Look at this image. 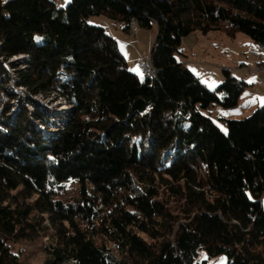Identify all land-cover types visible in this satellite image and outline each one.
Instances as JSON below:
<instances>
[{
	"label": "trees",
	"instance_id": "16d2710c",
	"mask_svg": "<svg viewBox=\"0 0 264 264\" xmlns=\"http://www.w3.org/2000/svg\"><path fill=\"white\" fill-rule=\"evenodd\" d=\"M59 3L0 0V264L40 236L43 264H206L200 251L264 264V106L221 131L199 108L234 107L248 84L224 69L208 89L174 56L197 30L241 31L264 51V0ZM99 14L155 23L153 79L87 21ZM9 82L72 105L63 128L43 131L52 122L28 97L11 109ZM68 181L78 194L63 200Z\"/></svg>",
	"mask_w": 264,
	"mask_h": 264
},
{
	"label": "rangeland",
	"instance_id": "374dc122",
	"mask_svg": "<svg viewBox=\"0 0 264 264\" xmlns=\"http://www.w3.org/2000/svg\"><path fill=\"white\" fill-rule=\"evenodd\" d=\"M60 1L61 6L64 7L70 0ZM87 21L92 25L105 27V31L116 40L128 69L132 72L133 69H138L134 73L139 78H143V73L137 66L139 62L137 55L143 50L147 54L150 52L157 32L155 23H152L151 26L140 24L138 25V31L134 32L133 29L137 26L125 29L122 24L115 23L114 20L103 14L91 15ZM40 38L39 34L35 35V41L38 42ZM184 38L185 41L182 44L180 43L179 50L174 56L179 63L182 61V67L192 70V73L208 89H214L223 80L224 69L229 70L232 76L239 79H242V75H240L242 72L239 70L241 65H244L241 68L245 70V76L256 72H264V70L254 69L256 66L254 53L259 52V48L244 32L236 31L233 35H230L225 29L210 30L206 33L197 30L189 33ZM27 58L19 55L12 57L9 61L15 63L19 68H23ZM3 65L10 76L15 77L14 69L7 63H3ZM249 70L253 72L249 73ZM253 76L244 79L248 86L244 90L238 105L224 108L218 104H213L207 108H199L200 112L209 117L221 131H226L223 119H241L249 116L255 109V107L250 106V103L256 97V89L251 87L249 82ZM8 87L12 88L17 95L11 101V109L17 108L18 104L24 102L25 97H28L33 104L24 102V105L30 112L38 108L49 116L52 125L41 127L45 132L53 133L56 130H61L63 122L70 117L72 105L67 104L61 97H54L53 94L30 96L24 89L15 87L11 82L8 83ZM34 123L36 125L40 124L39 121H34ZM77 187V183L72 181L64 183L63 189L59 191V197L68 200L70 197L77 196ZM48 242V237L40 236L30 241L12 242L11 249L18 254L20 264H43L46 257L44 246ZM197 259L199 261L204 260L206 264H226L224 255L208 257L204 251L198 253Z\"/></svg>",
	"mask_w": 264,
	"mask_h": 264
},
{
	"label": "crops",
	"instance_id": "0c3cea01",
	"mask_svg": "<svg viewBox=\"0 0 264 264\" xmlns=\"http://www.w3.org/2000/svg\"><path fill=\"white\" fill-rule=\"evenodd\" d=\"M59 5L61 6V3H59ZM115 23H119V22L115 21ZM119 24H121V23H119ZM103 28H105V27H103ZM133 30H134V32H137L138 31V26L135 27ZM184 39H185L184 37L181 39V44L185 41ZM142 54H144V50L139 55H137L138 61L141 60L140 57L142 56ZM180 64H182V61H180ZM137 66H138V63H137ZM241 66H244V65H241ZM241 66H240L239 70L242 72L240 75L243 76L245 74V70H243L241 68ZM187 69H189V68H187ZM190 71L193 72L192 70H190ZM248 76H253L251 78V80H250L251 81L250 82V86L256 89V97H255L254 101L252 103H250L251 104L250 106H253L255 108L257 106H262V105L264 106V99H262V98H264V72H256V73H253V74H248V75L245 76L244 79H246ZM243 93H244V91H243ZM243 93L240 95V97L238 99V103L240 101V98L243 96ZM238 103H237V105H238Z\"/></svg>",
	"mask_w": 264,
	"mask_h": 264
},
{
	"label": "built area",
	"instance_id": "2783aa9c",
	"mask_svg": "<svg viewBox=\"0 0 264 264\" xmlns=\"http://www.w3.org/2000/svg\"><path fill=\"white\" fill-rule=\"evenodd\" d=\"M55 2H59L60 0H54ZM136 26L135 22H132L131 27L134 28ZM255 55V60H256V66L255 70H264V51L259 50V52L254 53ZM138 67L139 69L144 72V71H151V78L153 79L156 75V69L153 66L152 60H151V54L150 52L144 53L142 56V59L138 62ZM253 71L249 70V73H252ZM245 78V75L242 76V79Z\"/></svg>",
	"mask_w": 264,
	"mask_h": 264
},
{
	"label": "bare ground",
	"instance_id": "6f19581e",
	"mask_svg": "<svg viewBox=\"0 0 264 264\" xmlns=\"http://www.w3.org/2000/svg\"><path fill=\"white\" fill-rule=\"evenodd\" d=\"M58 3V2H57ZM144 75L151 77V71H144L142 72ZM144 77V76H143Z\"/></svg>",
	"mask_w": 264,
	"mask_h": 264
},
{
	"label": "snow or ice",
	"instance_id": "6c2138e0",
	"mask_svg": "<svg viewBox=\"0 0 264 264\" xmlns=\"http://www.w3.org/2000/svg\"><path fill=\"white\" fill-rule=\"evenodd\" d=\"M134 71H138V69H134ZM249 82H251V81H249ZM262 99H264V98H262Z\"/></svg>",
	"mask_w": 264,
	"mask_h": 264
}]
</instances>
